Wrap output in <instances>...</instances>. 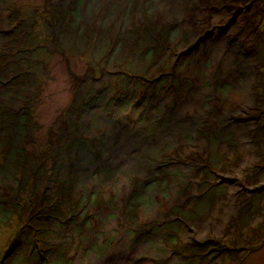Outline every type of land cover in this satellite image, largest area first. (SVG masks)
<instances>
[{"label":"rangeland","instance_id":"374dc122","mask_svg":"<svg viewBox=\"0 0 264 264\" xmlns=\"http://www.w3.org/2000/svg\"><path fill=\"white\" fill-rule=\"evenodd\" d=\"M0 264H264V0H0Z\"/></svg>","mask_w":264,"mask_h":264},{"label":"trees","instance_id":"16d2710c","mask_svg":"<svg viewBox=\"0 0 264 264\" xmlns=\"http://www.w3.org/2000/svg\"><path fill=\"white\" fill-rule=\"evenodd\" d=\"M81 36H83V34H81ZM77 39H79V38H77ZM69 57V56H68ZM27 116H30V115H28V114H25V117H27ZM30 123H31V120L30 119H28V121L25 123V126L27 127V128H30ZM18 124V123H17ZM24 127V125L23 126H19L18 127V129H22ZM15 127H14V125H11L10 127L8 126L7 128H6V131H7V134L9 135V136H12L13 138V141L17 144V147H20V143H21V141H17L16 140V136L18 135L16 132H15V129H14ZM22 131V130H21ZM31 131V130H30ZM35 131H33V133H34ZM8 135H7V139H8ZM22 137H24V136H22ZM7 142H8V140H7ZM26 144V143H25ZM16 147V148H17ZM25 150V149H24ZM26 151V150H25ZM12 152H10V150H9V152L7 153V157H8V159H12L13 160V158H12ZM24 163L22 162V168H20V175H18V181L19 180H21V181H23V183L21 184V189L23 190V192H24V194H23V197L21 198V199H24V198H26V197H28L30 194H29V186L26 184V181L25 180H22V179H20L19 177L21 176V174H22V169H25V167H26V169L28 168L27 167V165H34L37 169H42V168H48V165H49V163H50V158L48 159V158H44L43 160H40L39 162H38V164H37V161H38V159L35 157V155L32 153V152H30V153H26V155H25V157H24ZM5 162V165L6 166H9V164H8V162L5 160L4 161ZM37 164V165H36ZM48 164V165H47ZM43 165V166H42ZM26 169L24 170V172L26 171ZM36 178H37V176H36ZM32 193V192H31ZM35 198H37L36 197V193H32L31 194V198H30V200H32L33 202H34V199ZM56 198V195H53V196H50V197H48V199L46 198L45 200H43V201H52V200H54ZM55 206L56 208H59V209H62L61 207H63V205L62 204H60V205H58L57 206V203L56 202H52V204H48V205H46V207H48V206ZM63 210V209H62ZM65 211H66V209H65ZM67 212V211H66ZM23 222H25L23 219H21ZM18 242V241H17ZM20 242H18L17 244H19Z\"/></svg>","mask_w":264,"mask_h":264}]
</instances>
